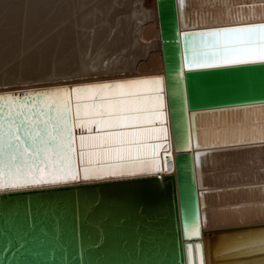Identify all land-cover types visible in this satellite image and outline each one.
Wrapping results in <instances>:
<instances>
[{
    "label": "water",
    "instance_id": "95a60500",
    "mask_svg": "<svg viewBox=\"0 0 264 264\" xmlns=\"http://www.w3.org/2000/svg\"><path fill=\"white\" fill-rule=\"evenodd\" d=\"M179 5L180 11L177 0H157L164 59L160 94L164 98L166 147H156L162 141L159 136L147 141L140 138L133 145L136 148L152 145V154L160 157V169L148 175L84 179V167L92 165L81 162L77 148L78 179L0 190V264H190L192 243L195 258L196 252L200 253L199 245L202 246L205 264H238L264 258V251L247 254L242 259H232L243 256L232 252L211 257L209 249L210 242L214 245L220 239L259 235L264 228L214 229L203 240L187 233L194 225L201 226L200 209L205 206L203 194L198 192L193 153L194 148L200 147L195 114L264 104V62L189 69L185 53L191 58L193 42L198 47L201 37L183 35L264 21L181 29V21L184 26L186 22L181 0ZM131 80L138 78L1 91L0 111L7 120L9 111H18L19 104H35L40 108L46 99L55 108L53 101L64 90L75 109V89L105 84L114 88ZM106 91L110 94L112 90ZM162 125L157 120L146 126ZM143 127L137 124L120 130L136 131ZM74 132L77 144L80 135H88L86 129L75 128ZM164 157L169 171L162 166ZM115 161L120 160L101 159L93 165Z\"/></svg>",
    "mask_w": 264,
    "mask_h": 264
},
{
    "label": "bare ground",
    "instance_id": "6f19581e",
    "mask_svg": "<svg viewBox=\"0 0 264 264\" xmlns=\"http://www.w3.org/2000/svg\"><path fill=\"white\" fill-rule=\"evenodd\" d=\"M93 1L0 0V92L113 78L162 77L164 59L157 0H123L124 3L120 0L123 4L118 7H113L111 0H102L82 10ZM177 3L180 11L179 0ZM183 3L186 24L181 21V29L264 21V0H184ZM97 12L106 15L99 19ZM90 14L97 15L95 22ZM108 14L118 15L119 19L112 21ZM40 30L49 31L41 36ZM33 38L36 45L29 48L27 44ZM66 49L68 55H64ZM195 116L200 147L194 148L193 153L198 192L203 194L205 206L201 205L200 209V234H194V225L188 235L201 236L203 240L214 229L264 228V137L261 136L264 104L200 111ZM164 120L165 115L162 121L158 120L163 124L159 128L166 129ZM143 125L141 130H136L142 132L141 139L147 141L159 136L162 141L156 147H166V131L143 132L152 128ZM151 147L137 148L141 153L144 148L152 153ZM147 158L155 159L160 169L159 155ZM165 159L162 166L167 169ZM123 163L126 162L89 167ZM133 171V175H124H148L156 169ZM102 176L106 175L98 173L91 177ZM193 245L189 246L190 264H200L202 246L199 245L200 253L196 250L195 258ZM209 249L211 257L232 252L243 255L232 259H242L247 254L264 251V233L220 239L214 245L210 242ZM238 264H264V258Z\"/></svg>",
    "mask_w": 264,
    "mask_h": 264
},
{
    "label": "snow or ice",
    "instance_id": "6c2138e0",
    "mask_svg": "<svg viewBox=\"0 0 264 264\" xmlns=\"http://www.w3.org/2000/svg\"><path fill=\"white\" fill-rule=\"evenodd\" d=\"M183 35L201 37L198 47L193 42L191 58L187 51L185 53V64L189 69L264 62V23L186 32ZM109 89L112 90L110 94L106 91ZM74 91L77 101L75 109L69 93L64 90L53 101L55 108L46 99L40 108L35 104H19L18 111H9L10 118L7 120L2 118L0 111V190L78 179L77 148L80 160L85 165L113 158L126 162L100 168L86 166L83 169L84 179L98 173L106 176L133 175L134 169L144 170L147 167L159 170L157 161L147 158L154 154L141 153L139 148L133 147L142 132L120 129L163 120L164 98L160 95L163 92V77L122 82L114 88L105 84ZM8 99L11 101L12 98ZM82 100L94 103L81 105ZM93 126L96 134H93ZM75 128L88 132V135L78 137V144ZM142 131L162 132L166 129ZM261 136L264 137V130ZM115 145L119 147H113ZM141 155L145 158L141 159ZM194 234H200L199 224L195 226ZM200 264H204L203 255Z\"/></svg>",
    "mask_w": 264,
    "mask_h": 264
},
{
    "label": "rangeland",
    "instance_id": "374dc122",
    "mask_svg": "<svg viewBox=\"0 0 264 264\" xmlns=\"http://www.w3.org/2000/svg\"><path fill=\"white\" fill-rule=\"evenodd\" d=\"M99 1H102V0H98V1L95 0V1H93L94 3H93V2H92V3L90 2L91 4H90V3H88V5L86 4L87 6H84V8H83L82 10L84 11V10H87V8H90L91 6L93 7V5L95 4V2L97 3V2H99ZM117 1H118V0H111L110 3L113 4V7H118L119 5H122V4L124 3L125 0H124V1L122 0L123 3L120 2V0H119L120 4H119ZM108 4H109V3H108ZM116 4H117V5H116ZM115 5H116V6H115ZM92 7H91V8H92ZM97 13H98V12H97ZM97 13H96V14H97ZM96 14H95V15H91V14H90V16H93V18L95 19V20H94L93 18H91L92 21L94 20V22L96 21V17H97ZM98 14H99V15H98V16H99V17H98L99 19H101L102 17L104 18V16L106 15V14L104 15V14H100V13H98ZM102 15H104V16H102ZM109 15H110V14H108L107 16H108V18L112 19V21H115V20H118V19H119V16H118V15H115V14H113L112 16H109ZM90 16H88V17H90ZM100 16H101V17H100ZM113 16H114V17H113ZM117 17H118V18H117ZM98 18H97V19H98ZM116 18H117V19H116ZM91 19H89V20L91 21ZM92 21H91V22H92ZM94 22H92V25L94 24ZM90 24H91V23H90ZM97 24H98V23H97ZM99 24H100V23H99ZM94 26H98V25H94ZM47 31H49V30H44V32H43V30H40V31L38 32V34L41 35V36H43V34H44L45 32H47ZM54 31H55V30H52L53 33H54ZM41 33H42V34H41ZM50 34H51V33H48V35H50ZM35 45H36V43H35V38H33V39L31 40V42L27 44V46H29V48H30V47L33 48ZM27 46H26V47H27ZM66 51H67V52H66ZM63 52H64V51H63ZM67 53H68V50L66 49L64 55H68ZM1 72H2V71L0 70V75H1Z\"/></svg>",
    "mask_w": 264,
    "mask_h": 264
}]
</instances>
